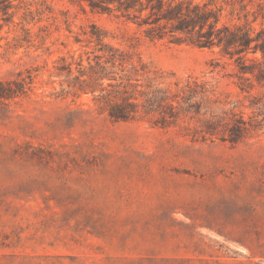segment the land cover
Instances as JSON below:
<instances>
[{"label":"rangeland","instance_id":"rangeland-1","mask_svg":"<svg viewBox=\"0 0 264 264\" xmlns=\"http://www.w3.org/2000/svg\"><path fill=\"white\" fill-rule=\"evenodd\" d=\"M174 1L0 0V264H264V0Z\"/></svg>","mask_w":264,"mask_h":264},{"label":"trees","instance_id":"trees-1","mask_svg":"<svg viewBox=\"0 0 264 264\" xmlns=\"http://www.w3.org/2000/svg\"><path fill=\"white\" fill-rule=\"evenodd\" d=\"M152 1H155V3L149 5ZM86 2L92 10L100 12L110 11L111 7L121 12L128 11L129 9L140 12L141 10L147 9L149 5V9L153 16L156 12L157 28L161 29L164 23H175L170 32H179L182 34L195 32L198 35V39L194 42L191 41V43L197 47H205L208 44V42H206L208 40L207 37L212 35V32L209 31L205 33L202 32L209 20L208 12L203 9L204 6L193 5L191 7H184L182 3L175 2L174 0L168 2L165 0H146L147 6L143 3V0H86ZM207 26H209V29L212 28L210 24ZM203 34L205 35V39H199L203 38L201 37ZM237 40L239 41L235 42L243 46V48H247L251 42L248 36H243L241 39ZM261 51L264 53V42L261 45ZM0 89H4L3 84H0Z\"/></svg>","mask_w":264,"mask_h":264}]
</instances>
